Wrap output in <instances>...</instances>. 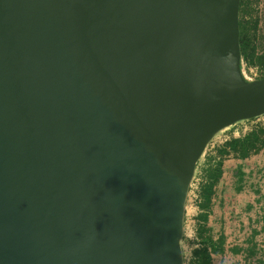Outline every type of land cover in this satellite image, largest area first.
I'll list each match as a JSON object with an SVG mask.
<instances>
[{
  "label": "water",
  "instance_id": "obj_1",
  "mask_svg": "<svg viewBox=\"0 0 264 264\" xmlns=\"http://www.w3.org/2000/svg\"><path fill=\"white\" fill-rule=\"evenodd\" d=\"M241 0H0V264H184L214 137L264 115Z\"/></svg>",
  "mask_w": 264,
  "mask_h": 264
},
{
  "label": "crops",
  "instance_id": "obj_2",
  "mask_svg": "<svg viewBox=\"0 0 264 264\" xmlns=\"http://www.w3.org/2000/svg\"><path fill=\"white\" fill-rule=\"evenodd\" d=\"M239 123L229 127V129H233L231 138L244 137L257 127H252L253 125H251L250 128L241 131ZM221 146L223 145H218L208 155L205 160L204 170L210 164L211 160L212 163L216 162V151ZM263 185L264 148L246 158L229 154L223 159L222 176L215 185V193L212 198L211 210L207 222L209 235L214 242L217 244L220 241L222 242V250L214 253L212 256V264H228L225 256V246L233 234L237 233L238 228L241 230L246 227L247 220H249L248 213L254 209L256 204L263 201ZM192 212L195 214H193L190 222L193 227L192 236L196 240V229L198 226L197 215L200 212L196 203L192 205ZM187 221L188 212L186 208L185 226ZM185 226L184 232L186 231ZM197 247L198 242L194 246V249Z\"/></svg>",
  "mask_w": 264,
  "mask_h": 264
},
{
  "label": "trees",
  "instance_id": "obj_3",
  "mask_svg": "<svg viewBox=\"0 0 264 264\" xmlns=\"http://www.w3.org/2000/svg\"><path fill=\"white\" fill-rule=\"evenodd\" d=\"M243 0L239 10L240 50L241 59L248 65L264 69V55L258 56L253 46L254 25L243 20ZM264 148V125L257 126L250 133L241 138H231L223 146L217 149L215 163L210 161L202 174V182L199 188L198 202L199 214L197 215L198 226L196 240L198 247L193 250V264H212V254L222 250V242H214L209 235L207 227L208 215L211 210L212 198L215 193V185L222 176L223 159L229 154L246 158ZM237 252L238 250L235 249Z\"/></svg>",
  "mask_w": 264,
  "mask_h": 264
},
{
  "label": "built area",
  "instance_id": "obj_4",
  "mask_svg": "<svg viewBox=\"0 0 264 264\" xmlns=\"http://www.w3.org/2000/svg\"><path fill=\"white\" fill-rule=\"evenodd\" d=\"M243 9V20L251 22L255 26L253 30V46L255 48V53L258 56L264 55V0H243ZM241 72L243 78L248 82L264 77V69L248 65L243 59H241ZM201 182L202 180L198 183L194 195L197 206L198 202H200L198 192ZM263 202L264 199L254 206L255 211L259 210L258 213L261 215L260 209L262 205H264ZM262 229L264 230V222H262L260 226V230ZM260 235L262 236L263 233L260 232ZM250 238L251 240L254 238V236L252 237L251 231L248 232L246 227L241 230L238 228L237 233L233 234L225 246V256L228 264H264V242L255 240V244L253 243L250 246L247 243V239ZM254 246L256 252L254 255H251L249 250L250 247ZM235 249L238 251L236 252Z\"/></svg>",
  "mask_w": 264,
  "mask_h": 264
},
{
  "label": "rangeland",
  "instance_id": "obj_5",
  "mask_svg": "<svg viewBox=\"0 0 264 264\" xmlns=\"http://www.w3.org/2000/svg\"><path fill=\"white\" fill-rule=\"evenodd\" d=\"M264 124V115L255 118V119H251L249 121H243L242 123H239V128H241L242 130H245L246 128H250L251 125H253L252 127L255 126H260ZM240 130V129H237ZM233 134V129H229V127L227 129H224L223 131H221L220 133H218L214 139L211 141V143L208 145V147L206 148L203 156L201 157L197 168H196V172H195V176L194 179L191 183V187H190V191L188 194V199H187V212H188V221L187 224L185 226L186 231L184 232V236H183V240H182V249H183V256H184V264H193V250H194V246L197 245L196 240L193 239L192 233H193V227L191 224V220L193 218V214H195L194 212H192V205L195 203V192H196V187L198 185V183L202 180V174L204 172V168H205V160L208 157V155L210 153H212L215 148H217L218 145H223L226 141L230 140L231 135ZM263 189V199H264V185L262 187ZM264 204V202H263ZM261 214L258 213V211H255V209H253L252 211H250L248 213V218L249 220H247L246 223V229L248 232L251 231L252 233V237L254 236V238L251 240L247 239V243L251 246V244H255V240L258 241H262L264 242V230H260V226L262 224V222H264V205H262L261 207ZM260 232L263 233V235H260ZM254 233V235H253ZM250 254L254 255L256 250H255V246L254 247H250Z\"/></svg>",
  "mask_w": 264,
  "mask_h": 264
}]
</instances>
